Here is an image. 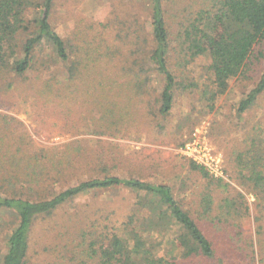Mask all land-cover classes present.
I'll return each instance as SVG.
<instances>
[{"label": "trees", "instance_id": "1", "mask_svg": "<svg viewBox=\"0 0 264 264\" xmlns=\"http://www.w3.org/2000/svg\"><path fill=\"white\" fill-rule=\"evenodd\" d=\"M53 3L0 0L1 107L15 108L19 97H31L34 120L41 124L51 115L62 133L76 134L84 125L100 135L136 133L170 114L178 85L199 87L190 66L207 56L204 108L212 110L233 80H253L233 105L231 116L241 128L230 136L225 172L264 210V112L254 117L264 70L253 77L264 60V0H188L182 6L179 0H147L145 47L136 26L119 15L77 25L73 38L64 39L50 23ZM116 24L125 28L124 48L120 34L112 43L101 33L85 35L110 32ZM16 123L8 114L0 120V264L28 263L35 220L82 194L110 189L133 194L128 213L105 224L92 218L51 264H264L255 237L241 228L250 215L243 194H231L230 182L204 166L189 163L191 173L206 181L188 199L173 184L149 181L141 172L113 173L103 146L94 152L77 143L38 145ZM181 186H188L185 180ZM2 214L15 217L11 228ZM260 233L264 224L256 227Z\"/></svg>", "mask_w": 264, "mask_h": 264}, {"label": "rangeland", "instance_id": "2", "mask_svg": "<svg viewBox=\"0 0 264 264\" xmlns=\"http://www.w3.org/2000/svg\"><path fill=\"white\" fill-rule=\"evenodd\" d=\"M187 1L179 0V5H185ZM112 15L128 18L127 22L130 26H136L141 34L142 46H146L143 40L149 37L147 0H54L50 23L59 35L67 39L73 38V30L77 25L82 29L84 25L94 21L106 22ZM123 29L125 28L120 24H116L110 32L86 31L85 35L101 33L112 43V37L120 34L123 41L120 45L124 48L127 37ZM208 63L207 56L197 57L190 69L199 87L190 91L182 90L178 85L170 114L161 120L159 125L153 123L150 126L137 127L136 133L100 135L93 133L91 128L85 125L76 134L62 133L60 124L54 122V117L51 115L46 116L41 124L34 120L36 112L28 102L33 99L31 97L26 98L27 101L24 97H19L15 108L0 106V120L4 114L14 117L17 120L16 128L19 131H28L32 140L38 145L51 148L53 145L77 143L87 147L88 151L97 148L103 150L101 147L103 146L104 153L112 156L110 164L113 173L135 176L141 172L140 175L149 181L173 184L176 193L188 199L192 188L206 181L197 172L191 173L189 163L194 161L204 166L209 174L220 176L230 182L231 194H236L237 191L243 194V200L250 207V215L241 221L242 231L252 234L258 252L264 253V233L255 235L257 225L264 224V217L258 221L255 217L264 215V210H258L259 203L252 192L229 180L225 172L226 157L231 152L233 143L230 136H239L237 131L241 128V125L236 123L237 119L231 116L233 105L254 83L247 78L233 80L228 90L215 100L212 110L204 108L207 102L201 94L204 84L207 83L204 67ZM256 69L253 76L255 80L264 70V60H261ZM188 79L190 80L189 77ZM155 83L158 91L161 87L160 76L156 77ZM259 102L260 107L254 113V117L255 114L260 116L264 112L262 107L264 93ZM230 130L232 132L229 133ZM181 180H185L188 186H181ZM133 201V194L121 189L91 192L82 194L72 202L61 206L50 216L38 218L32 226L33 246L27 264H51L49 259H55L60 252L66 253L70 247L71 236L75 237L79 234L92 218H97L104 224L108 223L106 218L122 219L132 207ZM2 217L6 223L12 221L11 226L8 225L11 228L15 217L8 214H2ZM4 231L3 227L0 235Z\"/></svg>", "mask_w": 264, "mask_h": 264}]
</instances>
